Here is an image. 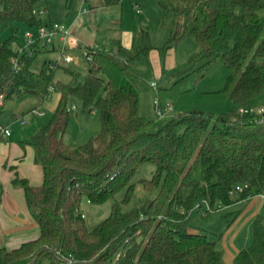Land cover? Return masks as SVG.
I'll use <instances>...</instances> for the list:
<instances>
[{
  "label": "trees",
  "instance_id": "1",
  "mask_svg": "<svg viewBox=\"0 0 264 264\" xmlns=\"http://www.w3.org/2000/svg\"><path fill=\"white\" fill-rule=\"evenodd\" d=\"M44 1L0 0L3 102L23 94L44 99L50 87L59 92L51 119L26 141L41 166L42 183L13 179L23 188L40 235L15 248H0V264H221L216 239L201 229L190 231L189 221L197 205L217 211L264 195V122L257 113L239 112L240 107L256 106L254 100L264 94V0H158L159 42L140 29L130 46L119 40L107 47L87 45L88 73L82 81L73 73L75 81L70 82L54 80L58 64L52 60H45L39 71L32 69L33 57L46 45L35 43L32 54L20 50L25 44L20 25L36 31L46 24L35 12ZM120 1L105 0L108 5ZM5 30L10 32L7 38L2 37ZM189 36L198 46L189 62L203 61L206 69L219 62L226 65L222 91L237 109L189 110L150 130L151 121L139 114L140 74L131 63L147 59L155 48L164 64L168 51ZM75 99L84 110L99 111L100 130L72 147L63 135ZM7 126L0 121V140L11 136L1 133ZM144 162L154 163L155 170L139 181L156 196L124 210ZM238 185L242 191L236 190ZM110 198L114 203L108 216L88 228L83 201L100 204ZM233 264H264L262 216L254 218L251 244L235 254Z\"/></svg>",
  "mask_w": 264,
  "mask_h": 264
},
{
  "label": "rangeland",
  "instance_id": "2",
  "mask_svg": "<svg viewBox=\"0 0 264 264\" xmlns=\"http://www.w3.org/2000/svg\"><path fill=\"white\" fill-rule=\"evenodd\" d=\"M90 1V2H89ZM86 2L88 8L89 3ZM134 2H138V9L142 10V14H137ZM82 0H46L41 3L40 8H45L41 17L44 22L53 20L55 23L65 25L71 29L80 40L78 45H67L62 51L63 43L55 42L56 49L47 47L42 52L36 54L31 63V67L35 71H39L45 60L57 62L54 80L62 82L75 81L73 73L78 75V80L82 81L88 73V62L84 57L85 46L92 45L98 47H107L113 40L123 38V34L127 29H146L152 36L155 43L159 42L162 34L159 32V24L161 20V9L158 0H123L118 4L117 15L120 22L110 21L111 11L104 12L101 7L95 9L96 16L87 20L85 16H80V6ZM111 9V7H109ZM86 15V14H85ZM76 17V22L70 25L71 19ZM260 16L264 22V8L260 10ZM99 24V25H97ZM33 30L26 24H21L19 28V37L25 43V31ZM9 30H5L2 34L3 38L9 36ZM58 35H55L56 41ZM60 46V47H59ZM198 49L196 40L189 36L181 40L173 47L170 54L171 58L163 64L160 60L157 50L154 48L150 51L147 59L136 58L132 61L133 68L140 74L139 80V106L141 117L145 121H151L150 130L159 129L171 117L179 113L189 110H203L212 113H224L236 111L237 107L232 104L226 93L222 91L228 69L222 62L217 63L213 67L206 69L203 61L191 63L189 58ZM151 81L157 83L156 88L151 86ZM159 95L163 102H170L173 105V112L163 119H156L154 112L153 99ZM59 99V92L56 87L43 99L35 94H23L20 97H14L4 102V108L0 113V121L4 125H8L13 130L12 140H21L33 135L39 128L46 124L52 117ZM256 105H263L264 94L254 100ZM36 107L38 111L43 113L34 116L32 113H25L30 107ZM71 117L69 125L63 135L64 141L72 147L87 142L92 136H95L100 130L99 111L94 108L92 112L83 109L80 100L75 99L70 102ZM23 115L28 120L22 124L16 118ZM183 126L177 128V132H181ZM155 170L152 162L142 163L135 175L133 181L135 183L130 200L123 204L124 210L151 200L156 196V191L146 190L139 181L141 178H150ZM124 191L116 195L120 200ZM114 199L94 204L87 200L82 203V210L85 215V223L88 228H94L101 220L110 213ZM240 208V207H239ZM206 204L193 210L189 221V230L196 232L198 230L205 231L209 236L217 241V247L224 252L225 250L232 252V248L237 250L240 246L246 247L251 244V233H247L241 238H237V234L242 227L236 231V226L243 224L244 214L237 207L230 209L222 208L217 211H206ZM230 210H236L237 217L233 221H228L226 216ZM229 223L231 226L222 228V225ZM241 224V225H242ZM245 226V225H244ZM238 227V226H237ZM221 264H226L223 262Z\"/></svg>",
  "mask_w": 264,
  "mask_h": 264
},
{
  "label": "crops",
  "instance_id": "3",
  "mask_svg": "<svg viewBox=\"0 0 264 264\" xmlns=\"http://www.w3.org/2000/svg\"><path fill=\"white\" fill-rule=\"evenodd\" d=\"M87 1L89 0H82L80 10L82 7H87ZM122 2L123 0L120 1V3ZM120 3L108 5L105 0H95L94 3H89L88 11L86 13L81 15L78 14L77 19L82 15L85 16L87 20L94 18L96 16L95 9L101 7L104 12L108 13L111 11L110 21L120 22L122 14H120V17L117 15V12L119 11L117 5ZM137 3L138 2H134V9L135 7H138L139 3ZM109 7H111V9ZM44 9L46 10V7ZM142 13L141 10V13L139 14ZM75 22L76 17L74 16L73 19H71L70 25H73ZM45 23L51 24L53 23V20ZM130 29L132 28H129L127 29L128 31L124 32L123 38L118 39L125 46H130L133 33L138 30L135 28L133 30ZM72 34L79 40L74 33ZM57 40L62 42L61 38L57 36L56 41L54 40V44L50 49H56L55 42H57ZM172 50L173 48L168 51L166 64L171 58L170 54ZM31 108L36 107H30L27 111H30ZM139 114L141 116V112H139ZM10 137L0 140V248H15L23 242L35 239L40 235V227L33 219L26 205L23 188L18 183L13 182V179L18 176L20 178H26L30 184L39 185L42 183L43 178L42 169L34 160L32 146L26 143V141L30 139L29 136L27 138H22L21 140H12ZM237 206L239 211L240 208L243 209L242 212L246 211L243 224L241 223L242 225H237L238 227L236 226L235 228L236 231H238L242 227L241 231L237 234V238H241L247 233H251L252 237V223L254 218L257 215H260L264 222V196L260 194L248 199H240L234 204L224 208L230 209ZM236 212V210H230L226 213L228 221L231 222L236 219ZM230 226L231 224L226 222V224L224 223L222 225V228L224 227L228 229ZM242 248L244 247L240 246L237 250L232 248V252L227 250L222 252L223 262L226 264H233L235 254Z\"/></svg>",
  "mask_w": 264,
  "mask_h": 264
},
{
  "label": "built area",
  "instance_id": "4",
  "mask_svg": "<svg viewBox=\"0 0 264 264\" xmlns=\"http://www.w3.org/2000/svg\"><path fill=\"white\" fill-rule=\"evenodd\" d=\"M137 13H141V10L135 7ZM88 11L87 7H82L80 10V14L86 13ZM38 14H42L44 12V9H40L39 11H35ZM55 35H58L62 42V51L65 49V47L69 45H78L79 40L72 34L71 30L67 28L65 25L60 24V23H51V24H45L37 28L36 31L33 30H26L25 31V39L26 42L24 46L20 47V50H27L29 51V54H32L34 51L31 48L32 45L35 43H40L41 45H46L47 47H52L54 44V37ZM14 66L16 70L19 69L18 65V59L14 58L13 59ZM151 86L156 88L157 83L155 81H151ZM50 90H53V87H50ZM4 104L3 102V95H0V106ZM153 105H154V112H155V117L156 119H163L173 112V105L170 102H163L159 95L157 94L154 99H153ZM239 112L243 114H253L257 113L260 115V121L264 122V105H256L253 107H240ZM33 115H40L43 112H39L38 109H33L31 112ZM19 120L22 124H25L28 122L25 118H23V115L18 116L16 118ZM1 133H3L5 136H10L12 134V130L9 126L5 128H1ZM243 186L238 185L236 186V190L242 191ZM264 196V195H263ZM200 208L199 205L196 206L195 209ZM206 211H209L210 208L208 205H206Z\"/></svg>",
  "mask_w": 264,
  "mask_h": 264
}]
</instances>
